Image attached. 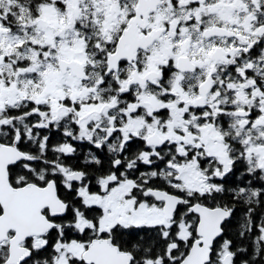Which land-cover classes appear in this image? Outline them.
<instances>
[{"label": "snow or ice", "instance_id": "1", "mask_svg": "<svg viewBox=\"0 0 264 264\" xmlns=\"http://www.w3.org/2000/svg\"><path fill=\"white\" fill-rule=\"evenodd\" d=\"M0 264H264V0H0Z\"/></svg>", "mask_w": 264, "mask_h": 264}]
</instances>
